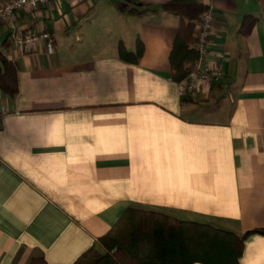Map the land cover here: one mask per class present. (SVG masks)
<instances>
[{"label":"crops","instance_id":"crops-1","mask_svg":"<svg viewBox=\"0 0 264 264\" xmlns=\"http://www.w3.org/2000/svg\"><path fill=\"white\" fill-rule=\"evenodd\" d=\"M164 1L18 12L16 28L44 24L49 46L7 49L0 23L18 66L17 94L0 91V264H70L129 206L264 228V0H199L215 13L201 65L222 78L188 94L171 76L179 19ZM245 14L257 19L243 33ZM138 40V61L122 59L117 43ZM239 264H264V234L245 237Z\"/></svg>","mask_w":264,"mask_h":264},{"label":"trees","instance_id":"trees-1","mask_svg":"<svg viewBox=\"0 0 264 264\" xmlns=\"http://www.w3.org/2000/svg\"><path fill=\"white\" fill-rule=\"evenodd\" d=\"M207 8L199 0H167L160 4L163 11L178 16V28L169 52L171 76L179 81L190 71L197 59L195 22ZM137 12L144 9L131 8ZM257 19L245 14L243 33ZM119 56L137 62L142 51L138 40L134 51L126 50L119 41ZM16 62L0 51V91L13 98L17 94ZM251 233L264 234L254 227L242 233L213 223L186 220L162 211L126 207L113 226L98 237L103 251L91 247L70 264H239L243 241ZM27 264H48L42 255L32 256Z\"/></svg>","mask_w":264,"mask_h":264},{"label":"built area","instance_id":"built-area-1","mask_svg":"<svg viewBox=\"0 0 264 264\" xmlns=\"http://www.w3.org/2000/svg\"><path fill=\"white\" fill-rule=\"evenodd\" d=\"M49 6L50 0H4L0 3V23L7 22L10 26L7 49L28 48L37 43H41L44 46L52 44L53 37L44 24L37 23L36 27L32 30H19L15 24L18 12H33ZM214 21L215 13L211 7L207 6L200 18L195 22L193 34L198 56L192 63L188 74L180 80L179 89L181 94L193 93L199 81L209 83L222 78L219 65H201ZM6 110L7 108L3 104H0V112Z\"/></svg>","mask_w":264,"mask_h":264},{"label":"rangeland","instance_id":"rangeland-1","mask_svg":"<svg viewBox=\"0 0 264 264\" xmlns=\"http://www.w3.org/2000/svg\"><path fill=\"white\" fill-rule=\"evenodd\" d=\"M95 249L99 250V251H103L102 247H95Z\"/></svg>","mask_w":264,"mask_h":264}]
</instances>
